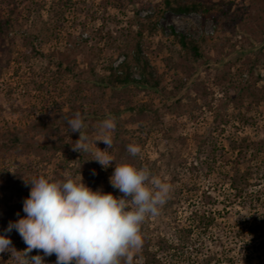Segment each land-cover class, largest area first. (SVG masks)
Instances as JSON below:
<instances>
[{
	"label": "rangeland",
	"instance_id": "obj_1",
	"mask_svg": "<svg viewBox=\"0 0 264 264\" xmlns=\"http://www.w3.org/2000/svg\"><path fill=\"white\" fill-rule=\"evenodd\" d=\"M158 1L0 0V16L12 20V28L0 35V235L6 234L17 251H23L25 243L15 229L10 233L5 229L25 215L23 200L30 186L23 177L76 179L80 173L93 191L119 196L109 182L116 162L147 167L168 182L170 194L179 193L173 207L180 222H190L194 209L209 210L215 222L200 236L198 244L204 249L223 260L232 256L235 264L264 260V253L261 258L247 255L222 227L247 225L253 215L250 195L264 188V176L254 180L251 175L247 190L233 195L230 165L236 151L228 146V139L244 135L264 138V0H203L216 1L228 9L227 15L216 14L215 20L197 12L165 11L157 30L149 32L141 26L143 16ZM169 26L202 37V57L195 61L180 54L178 45L164 34ZM137 44L156 69L157 89L93 82L110 59L117 64L123 58L122 48L133 55ZM130 70L140 78L134 62ZM77 111L84 117L82 131L90 141L95 140L100 121L109 113L116 117L108 149L115 162L107 169L90 160V153L73 151L79 133L71 132L66 120ZM241 114L255 123L242 125ZM129 144L139 145L141 153L131 156ZM96 146L107 148L100 141ZM168 219L161 210L147 216L141 226L143 244L159 234ZM145 226L152 232L146 234ZM37 254L43 255L33 250L29 256ZM139 254L133 264L146 263ZM44 261L56 264V256ZM0 264L15 261L4 252Z\"/></svg>",
	"mask_w": 264,
	"mask_h": 264
},
{
	"label": "clouds",
	"instance_id": "obj_2",
	"mask_svg": "<svg viewBox=\"0 0 264 264\" xmlns=\"http://www.w3.org/2000/svg\"><path fill=\"white\" fill-rule=\"evenodd\" d=\"M66 122L71 132L79 133L73 151L90 153V160L103 169L115 162L108 151L113 145L115 116L109 113L99 122L96 138L91 141L82 131L84 117L79 111ZM97 141L107 148H98ZM127 152L138 156L141 147L129 144ZM22 179L25 186H30L23 200L25 215L10 221L5 233L15 229L26 248L17 251L6 234L0 235V253L9 252L15 264H45L44 257L51 255L56 256V264H133L143 246V222L149 215H159L172 191V186L149 168L130 163L115 162L109 177L119 196L101 189L93 191L80 173L76 179L69 176L52 180L44 175ZM33 250L43 255L29 256Z\"/></svg>",
	"mask_w": 264,
	"mask_h": 264
},
{
	"label": "trees",
	"instance_id": "obj_3",
	"mask_svg": "<svg viewBox=\"0 0 264 264\" xmlns=\"http://www.w3.org/2000/svg\"><path fill=\"white\" fill-rule=\"evenodd\" d=\"M10 1L14 2L15 0ZM65 3H69V0H65ZM13 6L9 8L10 13L13 12ZM214 10H218L219 13H214ZM165 11L174 13L197 12L204 16L211 15L215 20L217 19L216 14L221 17V15L228 13V9L218 7L216 1L207 3L203 0H160L152 11L143 16L145 23L143 22L141 26H145L144 29L149 32H155L158 28L157 20ZM11 28L12 20L9 17L2 18L0 16V35L6 34ZM164 34L171 38L172 43L178 45V51L184 57H190L195 61L202 57L201 49L204 40L202 37L195 38L186 35L177 31L173 26H169L168 31H165ZM120 54L123 58L117 64H113V60L110 59L103 69L104 73L93 79L96 85L120 88L132 83L144 89H157L160 86L156 69L140 53L139 44L136 45L133 55L125 48L120 50ZM132 62L138 65L140 78L136 79L132 76L130 70ZM238 120L242 125H249L254 124L256 119L241 114L238 116ZM228 146L231 151H236L230 165L232 168L230 187L234 196L242 195L250 185L248 176L253 175L254 180H261L264 176V138L254 139L244 135L228 139ZM252 159H255V163L250 164ZM177 162L179 164L178 160ZM240 165L244 167L242 171ZM250 197V203L252 201L253 206L251 221L245 226L235 227L227 224L222 227L226 236L229 235L230 239L238 240L247 255H256L261 258V253H264V188L256 189ZM179 199V193L170 194L166 203L161 207L162 214L169 219L165 222L163 231L160 230L159 234L150 235L144 242L139 256L144 259L145 264H223L224 260H228V264H235L234 257H224L223 260L217 256V252L204 249L201 243L198 244L200 236L203 233L206 234L215 222L210 211L194 209L190 213L193 214L192 219L184 224L176 219L177 211L173 207L179 202ZM145 229L146 234L153 230V228L148 229L147 226ZM149 242L154 247L151 251L148 249ZM219 243L221 245L222 241ZM203 251L205 252L203 253ZM261 264H264V260L261 261Z\"/></svg>",
	"mask_w": 264,
	"mask_h": 264
}]
</instances>
